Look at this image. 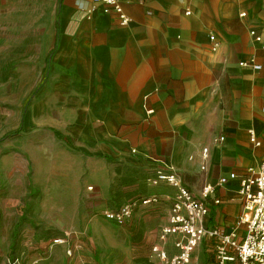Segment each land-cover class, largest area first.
Wrapping results in <instances>:
<instances>
[{"label": "crops", "instance_id": "0c3cea01", "mask_svg": "<svg viewBox=\"0 0 264 264\" xmlns=\"http://www.w3.org/2000/svg\"><path fill=\"white\" fill-rule=\"evenodd\" d=\"M45 1L26 6L34 17L25 23L0 21V46L17 40L13 44L26 47L25 61L45 63L25 118L28 131L2 144L0 173L18 172L23 182L30 172L38 190L31 221L43 232L69 234L52 249L53 262L64 264L69 244L88 251L79 242L87 221L106 241L99 246H119L103 212L158 193L157 203H138L127 219L154 245L175 191L149 182L158 166L175 171L204 199L208 226L233 229L243 210L237 182H217L229 172L246 174L264 150L247 133L254 128L264 139V50L249 33L263 31L264 0H121L129 17L124 26L111 15L88 18L91 0H62L60 9L59 0H51L54 10L45 20ZM8 5L0 0V20ZM250 59L261 68L239 64ZM206 184L214 190L203 198ZM24 230L36 236L31 224ZM173 240L165 243L169 255Z\"/></svg>", "mask_w": 264, "mask_h": 264}, {"label": "rangeland", "instance_id": "374dc122", "mask_svg": "<svg viewBox=\"0 0 264 264\" xmlns=\"http://www.w3.org/2000/svg\"><path fill=\"white\" fill-rule=\"evenodd\" d=\"M32 1L9 0L5 13L2 12L1 23L9 21L25 23L30 20L34 15L27 13L26 6H32ZM43 8L46 12L43 19L47 20L48 15L51 16L54 10L51 0L45 1L41 9ZM15 42L17 40H12V44L5 47L0 46V149L9 137L28 131L25 130L28 127L25 118L30 117L28 109L44 80L42 64L45 63L25 61L26 47L13 44ZM57 133L60 135L59 132ZM19 174L18 172L0 173V264H8L12 257L39 258L40 264H58L57 261L53 262L52 249L56 245L54 240L60 232L54 228L43 232L40 230V223L31 221V206L33 200L37 199L38 190L31 185L30 172L25 175L23 182L18 178ZM24 186L26 191L21 190ZM101 223L108 224L105 221ZM136 223L131 218L121 225L114 224L119 246L113 248L98 245V240L104 244L106 241L97 237L99 231L87 221L84 223L83 236L79 238V242L88 244V251L79 252L74 248L75 243L69 244L70 253L67 249L62 255L64 264H161V260L152 252L153 244L146 243V238H143L144 232ZM163 223L164 221L154 231L157 234L155 242L158 240V233ZM25 224L34 227V231H37L36 236L31 237L32 234L24 230ZM147 226L150 230L155 229L151 223H147ZM14 235L16 240L10 248ZM73 240L76 242L75 237ZM40 241L42 243H39ZM90 241L94 244L93 248H89ZM35 244L38 245L34 246ZM214 245L210 239L203 242L202 247L197 248L193 253L189 264L213 263ZM197 253L199 255L196 258Z\"/></svg>", "mask_w": 264, "mask_h": 264}, {"label": "built area", "instance_id": "2783aa9c", "mask_svg": "<svg viewBox=\"0 0 264 264\" xmlns=\"http://www.w3.org/2000/svg\"><path fill=\"white\" fill-rule=\"evenodd\" d=\"M100 14L111 15L118 25L124 26L129 22V17L124 11L121 0H91L87 9L88 18ZM240 16H246L241 12ZM259 48L264 50V28L258 32L256 29L249 31ZM212 51H216L218 42L214 35H209ZM241 66H252L260 69L261 65L253 59L242 60ZM152 112V110H148ZM264 122V106L261 107ZM248 139L254 146H263L264 139H260L254 128H249ZM220 136L218 141H223ZM207 148L202 149V157L206 158ZM228 180L237 182V194L243 203V210L238 216L236 226L228 230L225 226H208L206 224L209 208L204 199L193 193L182 181L180 176L171 169L161 166L156 167L153 176L149 179L152 185L164 183L175 191L165 222L158 233V240L152 246V252L161 260V264H189L191 256L198 245L206 239L214 242V264H264V150L256 166L249 167L244 175L229 172L220 176L218 186L225 185ZM92 190V187H87ZM214 190L210 184L202 187L201 195L205 198ZM159 194L152 193L148 197L130 200L116 209L106 210L103 216L113 224H123L133 213L138 203H157ZM218 202V200L216 201ZM68 235L58 236L54 243L65 242ZM173 236L175 253L169 255L165 243ZM70 253V250H68ZM8 264H40L39 258L21 259L13 257Z\"/></svg>", "mask_w": 264, "mask_h": 264}, {"label": "trees", "instance_id": "16d2710c", "mask_svg": "<svg viewBox=\"0 0 264 264\" xmlns=\"http://www.w3.org/2000/svg\"><path fill=\"white\" fill-rule=\"evenodd\" d=\"M61 2H62V0H59V9H60V4H61ZM59 15H60V12H59V10H58V19H59ZM58 21H59V20H58ZM56 135H57L60 139L64 140L67 144H69V145L72 146L71 142H70L67 138H65V137H61L57 132H56ZM8 136H9V135H8ZM15 240H16V235H14L13 238H12V240H11V246H10V248H12V246H13ZM12 258H13V257H12Z\"/></svg>", "mask_w": 264, "mask_h": 264}]
</instances>
